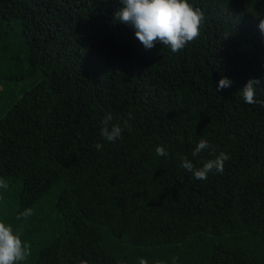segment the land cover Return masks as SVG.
I'll return each instance as SVG.
<instances>
[{
	"label": "trees",
	"instance_id": "1",
	"mask_svg": "<svg viewBox=\"0 0 264 264\" xmlns=\"http://www.w3.org/2000/svg\"><path fill=\"white\" fill-rule=\"evenodd\" d=\"M189 3L200 35L173 53L115 21L120 0H0V220L21 264H264V0ZM109 114L131 125L114 143ZM200 139L230 157L206 180L180 166L214 158Z\"/></svg>",
	"mask_w": 264,
	"mask_h": 264
},
{
	"label": "clouds",
	"instance_id": "2",
	"mask_svg": "<svg viewBox=\"0 0 264 264\" xmlns=\"http://www.w3.org/2000/svg\"><path fill=\"white\" fill-rule=\"evenodd\" d=\"M122 7L114 12V20L130 26L135 33V37L144 46L146 50L152 49L157 43L168 47L171 52L181 51L186 44L193 42L200 35V29L204 22V12L189 3V0H120ZM261 34L264 35V18H259L258 25ZM232 81L227 77H222L218 82L217 91L230 87ZM261 85L259 79H249L240 90L244 102L247 104L256 103V86ZM109 114L103 120V127L100 130V136L108 142H116L122 138L123 131L131 130L128 119L121 123L109 126L112 120ZM183 142V137L179 138ZM102 144H95V148L100 150ZM210 149L214 158L203 161L202 166L196 164L188 158L181 156V167L191 172L196 179L206 180L210 172L222 174L225 161L230 157L225 152L215 154V149L206 139H200L194 150L192 157H198L201 151ZM156 154L167 156L168 153L163 146H157ZM8 183L0 177V189L7 191ZM34 215L32 208L21 212L16 219H27ZM31 255V245L21 239V233L15 232L10 224L0 220V264H21ZM80 264H87L86 260H81ZM139 264H147L143 258ZM163 264V262H157ZM175 264V261H173Z\"/></svg>",
	"mask_w": 264,
	"mask_h": 264
},
{
	"label": "rangeland",
	"instance_id": "3",
	"mask_svg": "<svg viewBox=\"0 0 264 264\" xmlns=\"http://www.w3.org/2000/svg\"><path fill=\"white\" fill-rule=\"evenodd\" d=\"M18 88L20 89L19 86H17L16 89H15V91H16V93H17V96H19V95H18V94H19V90H17ZM2 92H3V91H2Z\"/></svg>",
	"mask_w": 264,
	"mask_h": 264
}]
</instances>
